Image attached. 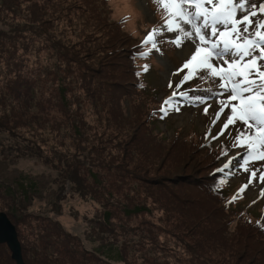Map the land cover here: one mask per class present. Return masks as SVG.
<instances>
[{"label": "rangeland", "instance_id": "obj_1", "mask_svg": "<svg viewBox=\"0 0 264 264\" xmlns=\"http://www.w3.org/2000/svg\"><path fill=\"white\" fill-rule=\"evenodd\" d=\"M19 2V27L31 30L18 46L29 53L25 76L12 77L4 54L0 123L19 138L0 129V184L11 189L4 196L0 188V212L17 228L25 263L102 264L98 256L112 264H197L200 256L207 264H264V184L239 197L249 173L238 167L245 154L234 146L238 132L229 126L212 138L225 119L212 125L223 97L209 101L208 115L187 101L180 112L160 111L188 71L174 74L188 57L174 33L159 38L158 51L142 44L164 24L163 8L155 0H100L103 17L97 0H50L41 2L50 11L45 24L32 16L33 2ZM254 2L258 9L261 0ZM188 89L220 91L200 78L180 91ZM249 167L259 176L264 160ZM209 183L224 195H212ZM11 256L0 244V264H16Z\"/></svg>", "mask_w": 264, "mask_h": 264}, {"label": "snow or ice", "instance_id": "obj_2", "mask_svg": "<svg viewBox=\"0 0 264 264\" xmlns=\"http://www.w3.org/2000/svg\"><path fill=\"white\" fill-rule=\"evenodd\" d=\"M155 2L163 8L165 21L161 27L154 28L142 44L150 45V51H158L159 38L165 33H174L172 42L178 48L188 50L187 59L174 74L178 75L185 69L188 71L176 84L171 97L164 100L160 111L164 116L180 112L184 107L182 101H187L192 106L204 105L203 112L208 115L209 101L223 97L216 100L219 108L212 125L215 126L222 115L225 119L221 131L212 138L218 139L229 126L238 132L234 146L245 149L238 167L249 173L248 183L237 194L242 198L250 186L264 184V172L257 176V171L249 167L252 161L264 160V63H260L264 61V0H261L258 9L254 0ZM254 17L257 19L254 20ZM149 54L140 52L142 56ZM144 70H148V65ZM196 78L218 82L220 91L204 90L210 93L204 96L190 95L196 89L180 91L184 84ZM168 87L172 88L171 80ZM225 109H230L226 115ZM238 122L243 126L242 131ZM239 155L230 158L217 171L224 173L225 169H231ZM227 175L234 173L229 171ZM226 182V179H221L220 184ZM260 194L264 196V188ZM236 198L234 196L233 201Z\"/></svg>", "mask_w": 264, "mask_h": 264}, {"label": "trees", "instance_id": "obj_3", "mask_svg": "<svg viewBox=\"0 0 264 264\" xmlns=\"http://www.w3.org/2000/svg\"><path fill=\"white\" fill-rule=\"evenodd\" d=\"M7 1H9V0H7ZM13 1L14 0H12V2ZM16 1L17 2H15L14 4H11V5L1 4V6H0V21H2L3 25H4L3 27H0V93L3 92V84H4L3 83V79H4V76H3L4 54L6 53L9 56V60H10L9 65H8L9 77H12V75L15 73L17 75L19 70L21 71V74H23L25 76V72L22 70V68H23L22 63L25 62L24 59L28 60V58H27L28 55H26V54L29 53V50L28 49L23 50L21 47L18 46V44H19V42H21L23 40L28 41V35H29L31 29H27L29 27L26 24L19 27L20 2H19V0H16ZM102 1L106 4L108 2V0H102ZM30 2H33L32 5L35 9V10H32V12H33L32 16L35 15L34 19H36L37 21H45V24L49 23L50 22V18H49L50 11L46 7L42 8L41 2H43V3L48 2L49 3L50 0H30ZM97 2L100 4V9L102 12L101 15H103V17L104 16L106 17V10L104 8V5L101 4L100 0H97ZM41 12H43L44 17L41 16V14H42ZM36 14H38L40 18L38 16H36ZM105 44H106V46H105L106 51L108 53H110V56H113L114 51H112V49L114 47H111L113 44L109 41H105ZM22 50H23L24 56H22V54L20 53ZM16 79H18V78H16ZM13 87L14 86L10 82V89L12 90ZM6 116L8 117V115H6ZM0 129L3 131H9L13 138H15V137L19 138V134H18L17 130L7 128V127L3 126L1 123H0ZM0 144L2 145V147L4 146L3 142H0ZM218 173H220V172H218ZM188 179L189 178H187L186 176L179 177V180H188ZM188 183H190L192 186L197 187L201 190L205 189L204 182L197 181V180L193 179V180H190ZM0 188H4L3 189V191H4L3 195L4 196L9 195V192L11 189L9 190L8 185L0 184ZM207 189L214 196H217V195L223 196L224 195V193L222 191H218V190L213 189L210 186V183L207 185ZM140 209L141 208H139L138 210H140ZM143 211H145V210H143ZM12 213L13 212H11V214ZM46 248L47 247L44 248V251H46ZM50 248H51V246L49 247V249ZM74 252H77V251L74 250ZM86 257H93V258L96 257L95 259L97 261L101 262L102 264H112V263L106 261L105 259H103L102 257L99 258L98 256L94 257L92 255H86ZM197 258H198L197 264H207L206 259H204L200 256ZM86 261H87V263H89L87 258H86ZM37 262H38V264H48L49 263L48 261H45L42 258L38 259Z\"/></svg>", "mask_w": 264, "mask_h": 264}, {"label": "water", "instance_id": "obj_4", "mask_svg": "<svg viewBox=\"0 0 264 264\" xmlns=\"http://www.w3.org/2000/svg\"><path fill=\"white\" fill-rule=\"evenodd\" d=\"M0 244H6L16 264H26L22 255V245L19 241L15 225L5 212H0Z\"/></svg>", "mask_w": 264, "mask_h": 264}, {"label": "bare ground", "instance_id": "obj_5", "mask_svg": "<svg viewBox=\"0 0 264 264\" xmlns=\"http://www.w3.org/2000/svg\"><path fill=\"white\" fill-rule=\"evenodd\" d=\"M190 47V46H189ZM181 53H183V56H186V55H188V50H182V52ZM209 114H211V113H209Z\"/></svg>", "mask_w": 264, "mask_h": 264}, {"label": "flooded vegetation", "instance_id": "obj_6", "mask_svg": "<svg viewBox=\"0 0 264 264\" xmlns=\"http://www.w3.org/2000/svg\"><path fill=\"white\" fill-rule=\"evenodd\" d=\"M19 237V236H18ZM8 247V246H7ZM9 249V248H8ZM23 252V258L25 259V254H24V251H22ZM12 258V257H11ZM13 260V259H12ZM14 261V260H13Z\"/></svg>", "mask_w": 264, "mask_h": 264}]
</instances>
